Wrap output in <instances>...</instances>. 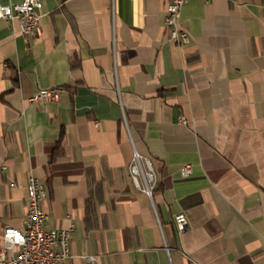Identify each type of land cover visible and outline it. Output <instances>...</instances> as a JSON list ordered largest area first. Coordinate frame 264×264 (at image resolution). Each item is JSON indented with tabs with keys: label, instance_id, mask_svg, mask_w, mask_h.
<instances>
[{
	"label": "crops",
	"instance_id": "0c3cea01",
	"mask_svg": "<svg viewBox=\"0 0 264 264\" xmlns=\"http://www.w3.org/2000/svg\"><path fill=\"white\" fill-rule=\"evenodd\" d=\"M40 3L32 37L0 20V247L32 176L47 226L72 227L65 264H264V0L187 1L184 46L163 0ZM53 87L57 102L28 100Z\"/></svg>",
	"mask_w": 264,
	"mask_h": 264
},
{
	"label": "built area",
	"instance_id": "2783aa9c",
	"mask_svg": "<svg viewBox=\"0 0 264 264\" xmlns=\"http://www.w3.org/2000/svg\"><path fill=\"white\" fill-rule=\"evenodd\" d=\"M164 26L168 40L178 46L190 42L188 33L179 27V14L182 6L189 0H163ZM211 2L213 0H202ZM40 0H21L19 3H0V20H16L22 34L27 37L35 35L40 21ZM63 92L61 87L39 89L28 100L40 106L57 102ZM179 121L186 123L181 116ZM264 166V162H263ZM134 185L151 196L155 186V177L148 159L136 151L129 166ZM192 172L191 164H183L180 174L188 176ZM48 192L40 180L32 176L28 179L26 199L27 207L23 217V228L4 225L1 231L0 264H65L70 258V238L72 227L54 229L47 226V215L41 202L47 198ZM178 234L187 227L183 213H177L173 219ZM89 262L93 257H88Z\"/></svg>",
	"mask_w": 264,
	"mask_h": 264
}]
</instances>
